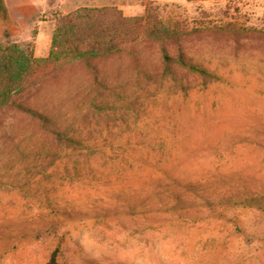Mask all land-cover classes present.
Instances as JSON below:
<instances>
[{
	"label": "rangeland",
	"instance_id": "1",
	"mask_svg": "<svg viewBox=\"0 0 264 264\" xmlns=\"http://www.w3.org/2000/svg\"><path fill=\"white\" fill-rule=\"evenodd\" d=\"M149 1L188 19L184 53L216 77L165 68L145 43L96 80L77 60L43 76L29 98L73 141L4 115L0 264H44L57 245V264H264V0H0V44L44 57L60 16ZM229 20L233 35L203 28Z\"/></svg>",
	"mask_w": 264,
	"mask_h": 264
},
{
	"label": "trees",
	"instance_id": "2",
	"mask_svg": "<svg viewBox=\"0 0 264 264\" xmlns=\"http://www.w3.org/2000/svg\"><path fill=\"white\" fill-rule=\"evenodd\" d=\"M167 7V4L149 1L140 16H125L115 6L79 7L57 19L49 53L44 57H34L28 46L0 44V124L6 112L13 110L42 127L51 126L50 115L29 98L43 76L65 62L77 60L96 80L101 59L128 53L131 59L137 60L140 53L136 49L142 43L156 47L165 68L178 65L204 79L215 78V74L186 57L182 42L192 28H188L187 18ZM0 10H3L1 5ZM203 28L225 30L233 35L235 22L229 20L223 25L210 22ZM48 128L59 139L73 141L64 131ZM59 253L57 245L44 264H57Z\"/></svg>",
	"mask_w": 264,
	"mask_h": 264
}]
</instances>
